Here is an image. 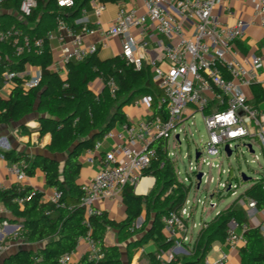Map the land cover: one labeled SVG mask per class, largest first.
I'll list each match as a JSON object with an SVG mask.
<instances>
[{"label": "built area", "instance_id": "1", "mask_svg": "<svg viewBox=\"0 0 264 264\" xmlns=\"http://www.w3.org/2000/svg\"><path fill=\"white\" fill-rule=\"evenodd\" d=\"M5 1L8 0H0V3ZM143 1V13H140L137 7L120 6L115 20L107 29H92L86 21L79 19L76 24L81 29L77 32L75 28L60 19L57 30L48 34L50 40L56 32L60 33V60L56 62L59 67L54 70L60 75L67 74L66 68L70 61H81L97 54L101 47H108V41L120 38L123 48L120 58L137 70H141L145 65L149 66L154 74V81L162 90L156 109L151 97L148 96L137 103L153 108L152 116L132 124L118 123L95 145L94 149L87 152L90 155L88 161L92 162L94 153L100 150L103 141L107 139L119 141L114 150L105 153L100 159L101 168L95 177L82 185L81 206L85 207L87 217L104 214L95 206L98 201L121 197L127 186L137 189L146 177L144 172L158 158V151L153 148L156 141H167V156L174 161L176 155L169 150L170 140L175 137L176 142L181 145V136L186 134L184 123L194 119L197 113L203 116L208 131V141L203 145L202 150L196 151L200 153V157L196 159L197 165L190 162L187 177L181 181L176 170L178 180L184 185L196 183L199 190L204 183L213 182V180L208 181L207 173L201 169V165L221 169V166L213 161L222 158L227 147L233 154L235 143H241L251 153L247 147L249 144L245 142L249 141L251 145L253 141H257L264 154V112L250 104L249 96L243 89L264 84L260 74L264 62L262 57L255 53L242 54L236 43L243 39L247 24L242 21H238L234 26L222 23L219 18L220 13L234 15L229 7L221 6L222 0ZM254 2L257 7L256 15L260 17L264 30V0H254ZM57 4L61 8H72L75 0H57ZM36 8L37 0H23L20 14L29 17ZM94 9L100 16L106 10V4L99 2ZM215 11H217L216 15ZM133 28L139 29V37L134 35ZM95 33H100L105 39L104 42L85 45V36ZM155 37L163 40L154 41ZM0 42H7L17 57L30 52L33 48L41 53L44 44L42 39L32 42L16 29L0 30ZM262 51L264 56V43ZM151 52L155 56H152ZM55 66L53 63L51 70ZM3 79L0 98L7 99L19 86L25 90L38 87L43 80V72L39 66L26 65L24 71L5 72ZM109 86L112 95H115L117 87L114 82L111 81ZM104 87V82L99 78L92 85V89L96 92H101ZM252 149L254 150L253 145ZM251 154L255 157L252 163H257L259 156L255 151ZM1 157L5 158L4 155ZM188 158L191 159L190 155ZM26 168L27 164L24 161L14 163L10 168L19 185L28 178ZM230 172V170H222L221 174L226 175ZM201 173L203 177L198 189V175ZM219 187L231 192L232 196L238 194L236 191L239 189L238 184L219 183ZM213 196L207 195L205 200L212 209H215L218 205L213 201ZM62 197V191L53 189L50 202L57 204ZM238 200L251 220H256L259 214L263 216L262 220H257L252 225L264 237V206L260 209L256 201L242 196ZM16 202L20 205L24 204L22 199H16ZM197 204L205 206L206 202L199 199ZM191 205L187 198L182 209L171 212L163 218L165 233L170 238L171 235L183 233V242H189L188 235L194 218L192 211L196 208ZM144 222V217H140L133 224L131 231L139 229ZM83 224L88 225V221L85 220ZM4 226H8V223L5 222ZM193 227L196 228V225ZM206 227L204 223L202 229ZM250 227L249 224L241 226L236 221L231 222L228 238L224 244L232 250L245 247L248 243L246 231ZM85 239L90 247V258L103 259L104 256L98 245L90 238ZM178 248L183 246L180 245ZM73 255L74 253L63 255L59 263L74 264ZM174 257L170 254L167 261H171ZM227 262L228 256L223 255L216 261L207 258L204 264H227Z\"/></svg>", "mask_w": 264, "mask_h": 264}, {"label": "trees", "instance_id": "2", "mask_svg": "<svg viewBox=\"0 0 264 264\" xmlns=\"http://www.w3.org/2000/svg\"><path fill=\"white\" fill-rule=\"evenodd\" d=\"M22 1L0 3V30H19L32 42L42 39L43 48L41 53L33 48L17 57L7 42H0V88L5 72H21L26 65L39 66L43 80L36 88L25 90L19 86L7 99L0 98V125L22 123V133L29 134L25 122L35 115L40 139L49 134L51 142L46 147V155L27 158L23 154L15 156L11 151L5 152L4 157L13 163L25 160L29 177L40 169L45 174L47 187L62 191L63 197L55 204L44 202L43 193L30 187L15 184L10 190L0 189V203L21 220V237L30 245H39L35 250L20 249L10 254L4 264H60V258L74 253L83 238H90L96 243L104 257L95 260L88 255L79 264H122L120 247L106 243L109 228L118 231L120 242H127L129 260L135 250L153 242L157 251L147 256L146 264H204L212 246L216 242L225 243L231 222L236 221L241 226L249 224L247 212L240 206L239 200L235 201L212 221L205 223L207 227L198 234L188 255L176 256L169 262L163 260L162 254L176 245V240L165 234L163 218L182 209L190 192L176 176V162L167 156V141L159 140L153 144L158 158L144 172L145 176L156 179L154 189L148 195H137L133 187H125L121 195L127 212L124 222L110 220L105 213L102 216H86V209L81 206L82 185L78 183L82 154L94 149L118 123H128L124 112L127 106L148 96L156 109L162 90L154 81L149 66L137 70L133 65H127L120 56L101 60L98 53L81 61H70L67 75L63 78L51 70L54 57L48 34L57 29L60 19L78 32L81 27L76 22L93 0H75L72 8L59 7L57 0H37V8L29 17L20 14ZM236 43L245 47L240 41ZM98 78L105 87L96 94L90 86ZM111 81L117 87L115 95H112L109 86ZM252 89L256 103L263 101V89L259 86ZM243 197L256 201L258 207L263 208V182H254ZM16 199L24 200L23 209ZM140 217H144L145 222L132 232L133 224ZM85 220L88 225L83 224ZM246 237L248 243L241 250V264H264V237L258 229L251 228L246 231Z\"/></svg>", "mask_w": 264, "mask_h": 264}, {"label": "crops", "instance_id": "3", "mask_svg": "<svg viewBox=\"0 0 264 264\" xmlns=\"http://www.w3.org/2000/svg\"><path fill=\"white\" fill-rule=\"evenodd\" d=\"M98 3L99 1L96 0L91 1L87 8L83 11V15L80 18L86 21L88 26L92 29H107L115 20L120 6H125L127 8L137 7L140 13L144 12L143 0H125V2H123L122 4L104 3L106 4V10L100 16H98L94 9V6H96ZM221 6L229 7L234 14L233 16H230L226 12L220 13L219 18L223 19L224 24L228 26H234L237 24L238 21H242L247 24L246 33L243 39L240 40V42L243 43L245 47L242 48L240 47V45H238L241 53H255L256 55L262 57L264 62V56L262 51V45L264 43V30L261 25L260 17L256 15L257 7L254 0H222ZM59 34L60 33L56 32V35H54V37L49 40L54 57V63L56 65L52 71L59 67V65L56 64L57 61L55 60L54 56L55 51L60 55ZM104 40V37L100 33H95L94 35L85 36L84 43L85 45H90L93 43L101 44L102 42H104ZM156 40H163V38L155 37L154 41ZM112 42L116 45L122 44L121 40L117 38L108 41V47H101L99 50L98 56L101 60H108L119 56L116 50L114 49ZM151 55L155 56L153 52H151ZM260 74L262 80L264 81V65L260 69ZM66 75L62 74L61 76L65 78ZM92 85L93 83L90 86L91 90H93ZM259 87H261L264 91V84ZM93 92L96 94L100 93V91L96 92L95 90H93ZM143 98L144 97L131 104L133 106H137L138 109H131L127 111L128 106L124 109V112L127 117V122L129 124L136 123L139 120L147 119L152 116L153 108L151 109L145 104H137L138 102H141ZM249 102L252 106L259 108L262 112H264V100L260 103H256L252 88L249 89ZM25 125L30 130L29 134L22 133V123H10L9 125H0V189L10 190L15 184H18L16 182L15 177L10 172V168L14 163L6 158L1 157V155H4L5 152L13 151L15 153V156L23 154L27 158H32L35 155L39 154H48L46 151V147L51 142V136L48 134L43 139H40L38 132L39 124L37 122L36 116H30L26 120ZM118 142V139H107L103 141L100 150L94 153V160L92 162L88 161V156H90L87 153L88 151L82 154L80 158L82 169L78 178V183L80 185L91 181L95 177V175L99 172L101 168L100 159L104 157L105 153L114 150ZM145 180L149 181L147 183H144ZM257 181H262L264 186V177L263 179ZM155 185L156 179L153 177L146 176L135 190V193L137 195H148L154 189ZM21 186L30 187L40 193H43L44 202L50 201V198L53 195V189L47 187L45 174L40 169H37L35 171L33 177L28 176L26 181L22 183ZM95 206L97 209H100L105 214H107L110 220L116 221L117 223L124 222L127 219L126 208L122 202L121 197H117L114 200L109 199L98 201ZM20 207L21 209H23L24 206L20 205ZM247 217L249 219V225H251V229H256L252 225L253 222L257 220L260 221L263 219V216L261 214L257 216L256 220H251L248 216V213ZM5 222L8 223V226H4ZM20 222V219L16 218L8 208H6L2 203H0V248H2V251L0 252V264H4L5 259L10 254L17 252L20 249L35 250L39 246L30 245L25 242L24 238L21 237ZM165 234L167 237H169L167 233ZM180 234L181 233L171 235V238L176 240V245L170 251L162 254L163 260L167 261L170 254H173L175 257L188 255L189 250L192 248L194 242L190 238L189 242L184 243V237L181 239ZM106 243L108 245H117L120 247L123 253L122 264H146L148 262L147 256L157 251L156 245L153 242H150L135 250L132 259L129 260L127 254L128 244L127 242H120V240L118 239V231L113 228H109L106 233ZM180 245H182L183 248H178ZM243 248L244 247H238L235 250H232L229 249L224 243L216 242L212 246V251L208 256V259L216 261L220 259L223 255H226L228 256V261L232 258L236 261L238 260V264H241V250ZM88 255H90V247L86 239L83 238L79 241L78 247L74 252V264H79L81 260Z\"/></svg>", "mask_w": 264, "mask_h": 264}, {"label": "rangeland", "instance_id": "4", "mask_svg": "<svg viewBox=\"0 0 264 264\" xmlns=\"http://www.w3.org/2000/svg\"><path fill=\"white\" fill-rule=\"evenodd\" d=\"M217 11H215V15ZM223 23V19H220ZM231 25V24H230ZM132 32L136 37H139V29L133 28ZM120 39V38H117ZM113 40V39H112ZM113 44V42H112ZM114 49L118 55H121L123 52L122 44L116 45L113 44ZM55 60L58 62L60 60V55L55 51L54 53ZM244 92L249 96V89L244 87ZM146 107V106H144ZM131 109H138L137 106L130 105L127 107V111ZM186 129V134H182L181 145H179L175 137L170 140L169 150L172 153H175L174 161L176 162V170L179 174V179L182 181L189 174L190 162L194 165H197L196 160V151L202 150L203 145L208 141V131L201 113H197L194 119L187 120L184 123ZM245 144H250L249 141H246ZM254 147L256 155L259 156V161L257 163H252L255 160V157L249 153L244 145L241 143H235L233 145V154L228 155L227 150H224L222 158L216 159L213 162L219 164L221 169L210 168L207 166L201 165V169L207 173L208 184L204 183L199 190H197L196 183H185L186 187L190 189L188 200L192 203L193 206V222L190 227L189 238L196 240L198 234L202 230V225L204 223L212 221L215 216L231 206L235 201L238 200L257 180H261L264 177V154L260 145L257 141L251 143ZM190 155L191 159L188 158ZM231 171L229 174L222 175L221 171ZM245 174L248 178H251L252 181L245 183L241 179V175ZM193 181V180H192ZM232 182L234 185H239L237 189V196H232L231 192H226V190L219 187V183ZM209 195L213 196V201L217 203V208L212 209L205 197ZM203 200L206 202V205H198V200ZM196 205V206H194ZM196 225V228L193 227ZM181 239L184 237V234L181 233ZM187 249V248H186ZM188 250V249H187ZM227 264H238V260L229 259Z\"/></svg>", "mask_w": 264, "mask_h": 264}, {"label": "water", "instance_id": "5", "mask_svg": "<svg viewBox=\"0 0 264 264\" xmlns=\"http://www.w3.org/2000/svg\"><path fill=\"white\" fill-rule=\"evenodd\" d=\"M247 147L249 148V150H250L251 153H254V150L252 149V145L249 144ZM226 150L228 152V155L231 156L232 155V151L228 147H227ZM199 157H200V153L197 152L196 153V159H199ZM202 177H203V174L202 173L198 175V181H199V183H198V189L200 188V184H201V181H202ZM241 177H242V180L245 183H248V182L252 181V179L251 178H248L245 174H242Z\"/></svg>", "mask_w": 264, "mask_h": 264}, {"label": "bare ground", "instance_id": "6", "mask_svg": "<svg viewBox=\"0 0 264 264\" xmlns=\"http://www.w3.org/2000/svg\"><path fill=\"white\" fill-rule=\"evenodd\" d=\"M149 180H145V182L144 183H147Z\"/></svg>", "mask_w": 264, "mask_h": 264}]
</instances>
